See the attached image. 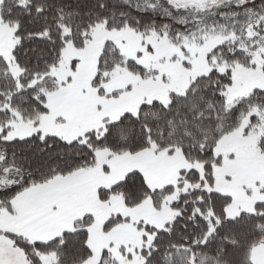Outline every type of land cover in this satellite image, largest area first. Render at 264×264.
<instances>
[{
  "label": "snow or ice",
  "instance_id": "1",
  "mask_svg": "<svg viewBox=\"0 0 264 264\" xmlns=\"http://www.w3.org/2000/svg\"><path fill=\"white\" fill-rule=\"evenodd\" d=\"M0 264H264V0H0Z\"/></svg>",
  "mask_w": 264,
  "mask_h": 264
}]
</instances>
